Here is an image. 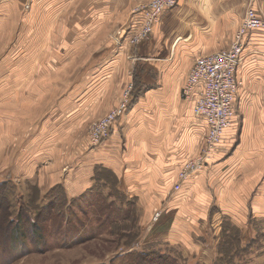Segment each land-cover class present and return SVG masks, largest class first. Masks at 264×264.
Here are the masks:
<instances>
[{
  "label": "crops",
  "instance_id": "0c3cea01",
  "mask_svg": "<svg viewBox=\"0 0 264 264\" xmlns=\"http://www.w3.org/2000/svg\"><path fill=\"white\" fill-rule=\"evenodd\" d=\"M146 1L53 0L57 8L53 11L54 35L52 39L47 35L44 47L58 40L55 33L60 34L61 17L84 7L77 12L83 21L70 25V30L80 26L79 34L73 32L60 40L68 49L64 57L69 56V64L82 59V68L74 72L78 83L66 92L70 103L65 107L72 113L61 118L73 121L68 126H86L116 106L127 80L135 78L138 86L128 114L114 122L108 138L99 146L88 142L74 150V154L84 155L70 170L77 176L70 186L65 182V187L70 197L80 196L93 187L94 170L108 169L116 176L117 191L130 198L134 212H143L141 218L148 219L142 224L140 244H156L185 259L193 258L189 264H211L205 255L217 248L214 237L223 216L228 215L242 230L250 218L264 220V195L249 198L253 188H257L256 194L264 188V31L256 30L244 38L246 48L237 67V76L243 81L236 96L237 113L212 150L211 179L202 172L183 181L184 196L168 200L167 190L173 187L178 169L188 154L200 150L207 133L205 119L194 113L196 96L182 103L179 95L195 60L229 48L248 6L264 13V0H179L176 7L163 13L148 39L130 43L128 49L129 37L143 22L139 9ZM116 30L115 39L108 40L107 32ZM95 46L106 48L94 53ZM53 55L59 57L57 50ZM75 136L67 139L69 149ZM204 185H211V192L203 193L210 199L208 205H203L201 197L193 207L196 210L190 209L188 215L181 211L182 198ZM239 187L242 189L237 190ZM227 188L230 196L220 199ZM165 215H171L172 221L170 227L161 228Z\"/></svg>",
  "mask_w": 264,
  "mask_h": 264
},
{
  "label": "rangeland",
  "instance_id": "374dc122",
  "mask_svg": "<svg viewBox=\"0 0 264 264\" xmlns=\"http://www.w3.org/2000/svg\"><path fill=\"white\" fill-rule=\"evenodd\" d=\"M0 3V184L4 183L8 203L7 218H2L1 214L5 210L2 212L0 208V223L5 226L8 221L9 228L20 230L19 234L15 232L11 241L8 239L9 243L6 239L1 240L0 235V264H165L157 258L158 254L172 256L177 264H189L193 258L185 259L178 252L164 251L156 244L139 243L142 224L148 219L141 218L143 212H134L135 205L130 198H124L117 191V179L113 172L98 167L93 171V187L77 197H70L65 187V182L66 186H70L72 179L77 176V173L71 174L70 170L78 166L84 155L74 154V150L86 146L97 129L123 105L126 97L129 94L131 98L135 97L134 90L138 87L135 78L127 80L118 104L86 126H68L73 121L69 119L67 122L61 118L67 114L71 116L72 112L69 111L72 110L69 106L65 107V104L70 103L66 92L74 89L78 83L74 72L82 68V59L69 64V56L64 57L68 49L62 47L63 41L60 40L70 37L73 32L79 34L80 26L70 30V25L74 27L83 21L78 11H83L84 7L80 6L71 16L67 13L65 17L62 16L60 34L55 33L59 35L58 40L44 47L42 42L48 38L47 35H50L49 39L54 35L52 20L53 11L57 8L53 0H0ZM257 11L264 18L262 10ZM243 18L231 44L237 37ZM117 33V30L107 32L108 40H114ZM134 34L129 37L127 48ZM105 48L95 46L92 51L100 52ZM56 50L59 57L53 55ZM84 54L83 58L87 52ZM179 100L188 103L182 97V90ZM60 105L62 107H58ZM72 134H76L75 142L69 149L67 139ZM204 144L196 154H188L178 169L173 187L167 190L168 200L184 196L181 173L187 170V164L197 161L203 153ZM27 151L44 154H22ZM212 157L213 154H210L202 168L188 172L184 181L202 172L211 179ZM39 168H43V171ZM70 177L68 182L66 179ZM97 178L104 181H96ZM206 185L195 188L191 195L187 194L182 200L178 198L181 200V211L188 215L190 209L196 210L193 207L201 197L204 199L201 201L203 205H208L210 199H205L203 193L204 190L211 192V185ZM253 191L250 199L252 196L264 195V188L260 194H256L257 188H253ZM229 196L227 188L220 199L226 200ZM23 213L31 216V224L26 220L22 223L19 215ZM157 214L155 212L154 217ZM170 216H164L161 228L170 227ZM218 222L214 237V246L217 248L205 255L209 263L264 264L263 219L250 218L243 230L234 225L228 215ZM28 234L39 236L32 241ZM134 253L147 256L142 259Z\"/></svg>",
  "mask_w": 264,
  "mask_h": 264
},
{
  "label": "built area",
  "instance_id": "2783aa9c",
  "mask_svg": "<svg viewBox=\"0 0 264 264\" xmlns=\"http://www.w3.org/2000/svg\"><path fill=\"white\" fill-rule=\"evenodd\" d=\"M177 3L178 0H151L142 6L139 10L143 13V22L132 37L131 43L137 45L148 39L163 13L174 8ZM260 29H264V18L253 7L248 6L237 37L229 48L199 56L189 71L182 87V97L189 99L193 95L196 96L194 113L205 119L207 133L203 153L197 161L186 165L187 170L180 176L181 183L188 172L205 165L223 132L232 125L237 113L236 96L243 85V81L237 76V67L244 51V38L250 32ZM130 87L132 91L133 84ZM131 101L129 94L123 105L118 107L107 122L97 129L90 138L92 146H99L108 138L111 126L124 116Z\"/></svg>",
  "mask_w": 264,
  "mask_h": 264
},
{
  "label": "trees",
  "instance_id": "16d2710c",
  "mask_svg": "<svg viewBox=\"0 0 264 264\" xmlns=\"http://www.w3.org/2000/svg\"><path fill=\"white\" fill-rule=\"evenodd\" d=\"M6 194H7V192H6V189H5V187H4V183L3 184H0V208L2 209V212H3V210H5V212L4 213H2L1 214V216H2V218H7V216H8V207L6 208V206H8V203H7V201H6V199H7V197H6ZM20 217V220L22 221V223L24 222V220H26V222H28V224H31V216L29 215V216H27V214L26 213H23V214H20L19 215ZM6 225L4 226L3 224H2V222L0 223V235H1V240H5L6 239V242L7 243H9L8 242V239L11 241L14 237H15V232H17L18 233V228H16L15 230H14V228L12 229V228H9V226H8V224H9V222L8 221H6V223H5ZM20 231V230H19ZM25 233V232H24ZM19 234V233H18ZM21 235H23V236H25L26 234H23V233H21ZM29 235V238L32 240V241H34V240H36V239H38L37 237L39 236V235H37V234H28ZM135 243V242H134ZM134 243H133V245H134ZM132 255V254H131ZM134 255L135 256H139L140 258H145L147 255H145L144 253H134ZM152 255H154V253H152ZM128 256V255H127ZM157 256V258L158 259H160L162 262L164 261V263L165 264H177L176 263V260L174 259V258H172V256H170V255H165V254H158V255H156ZM143 261V260H142ZM142 264V263H141Z\"/></svg>",
  "mask_w": 264,
  "mask_h": 264
}]
</instances>
